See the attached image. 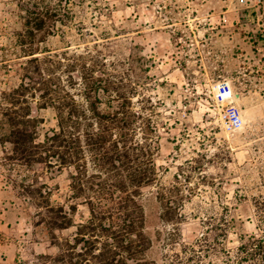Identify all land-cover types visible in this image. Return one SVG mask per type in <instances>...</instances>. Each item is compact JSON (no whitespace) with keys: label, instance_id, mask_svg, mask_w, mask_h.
Returning a JSON list of instances; mask_svg holds the SVG:
<instances>
[{"label":"rangeland","instance_id":"1","mask_svg":"<svg viewBox=\"0 0 264 264\" xmlns=\"http://www.w3.org/2000/svg\"><path fill=\"white\" fill-rule=\"evenodd\" d=\"M28 1L0 0V111L7 107L3 92L21 83L31 57L24 55L30 39L21 44L18 36ZM70 9L55 35H39L35 55L64 80L85 75L86 65V75L108 89L105 99L115 98V107L122 91L125 111L141 114L127 116L135 139L155 142L149 156L154 181L140 196L148 259L191 264L181 247L195 243L223 214L252 230L254 201L264 197L263 0L248 6L238 0H77ZM58 58L63 70H57ZM222 81L230 83L245 114L244 126L232 133L222 127L214 101ZM78 82L71 88L75 95ZM38 103L32 115L42 140L57 127V111ZM100 107L115 109L105 102ZM9 155V145L0 144V264H49L41 255L59 253L88 207L74 201L73 224L52 238L46 224L37 223L41 200L31 190L41 186L68 208L70 170L51 174L44 163L22 165ZM229 235L227 245H237V235ZM200 264L222 263L212 256Z\"/></svg>","mask_w":264,"mask_h":264},{"label":"trees","instance_id":"2","mask_svg":"<svg viewBox=\"0 0 264 264\" xmlns=\"http://www.w3.org/2000/svg\"><path fill=\"white\" fill-rule=\"evenodd\" d=\"M73 2L77 0H29L23 8L24 29L18 36L21 44L25 41L23 37L30 39L24 55L31 57L21 83L3 92L7 107L0 111V144H8L11 151L8 158L22 165L44 163L51 174L65 168L70 170L69 197L73 201L68 208L55 204L50 192L41 186L31 190L32 196L41 200L37 223H45L52 238L55 230L73 224L70 213L77 209L74 201L80 199L88 207V217L77 225L72 239L60 246L59 253L41 255L46 262L156 264L147 257L151 244L140 200L142 188L154 181L149 156L155 142L146 137L135 139L127 116L139 118L141 114L125 111L122 91L115 107L112 103L115 98L105 99L108 89L97 83L101 79L86 75V65L85 75L68 74L64 80L35 55L37 42L41 41L39 35H55L58 23L63 24L64 16L70 15ZM50 56L47 61H52ZM61 59L58 58L57 70L65 68ZM78 81L82 83L77 88L81 93L75 95L71 88ZM34 101L39 102V107L51 106L57 111V127L48 130L42 140L35 127L37 119L32 115ZM104 102L115 109L102 111L100 106ZM249 221L254 225L252 230L245 229V221L231 214L213 218L201 238L193 244H183L180 252L185 254L184 260L200 264L217 256L222 264H264V197L255 199ZM231 232L237 235V245L233 247L227 245Z\"/></svg>","mask_w":264,"mask_h":264},{"label":"built area","instance_id":"3","mask_svg":"<svg viewBox=\"0 0 264 264\" xmlns=\"http://www.w3.org/2000/svg\"><path fill=\"white\" fill-rule=\"evenodd\" d=\"M242 5L248 6L251 0H238ZM236 94L227 81L216 85L214 101L218 105V116L225 131L232 133L244 126L245 114L236 104Z\"/></svg>","mask_w":264,"mask_h":264},{"label":"water","instance_id":"4","mask_svg":"<svg viewBox=\"0 0 264 264\" xmlns=\"http://www.w3.org/2000/svg\"><path fill=\"white\" fill-rule=\"evenodd\" d=\"M263 6H264V0H263Z\"/></svg>","mask_w":264,"mask_h":264}]
</instances>
